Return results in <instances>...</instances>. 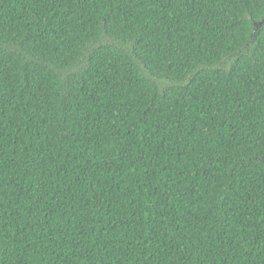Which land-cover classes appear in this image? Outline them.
Segmentation results:
<instances>
[{"label": "trees", "instance_id": "16d2710c", "mask_svg": "<svg viewBox=\"0 0 264 264\" xmlns=\"http://www.w3.org/2000/svg\"><path fill=\"white\" fill-rule=\"evenodd\" d=\"M264 0H0V264H264Z\"/></svg>", "mask_w": 264, "mask_h": 264}, {"label": "water", "instance_id": "95a60500", "mask_svg": "<svg viewBox=\"0 0 264 264\" xmlns=\"http://www.w3.org/2000/svg\"><path fill=\"white\" fill-rule=\"evenodd\" d=\"M264 24V18L257 24L258 26H261Z\"/></svg>", "mask_w": 264, "mask_h": 264}]
</instances>
